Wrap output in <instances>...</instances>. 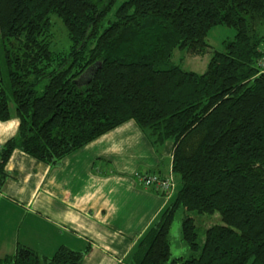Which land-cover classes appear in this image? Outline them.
I'll list each match as a JSON object with an SVG mask.
<instances>
[{"label":"trees","instance_id":"1","mask_svg":"<svg viewBox=\"0 0 264 264\" xmlns=\"http://www.w3.org/2000/svg\"><path fill=\"white\" fill-rule=\"evenodd\" d=\"M116 2L0 0V122L18 121L0 145V192L15 151L56 166L133 121L154 147L171 145L180 188L130 263L264 264V0H126L110 15ZM54 19L69 43L61 51ZM218 26L235 34L203 74L172 61L176 50L206 54ZM179 211L194 255L171 260ZM215 213L222 225L201 240L193 214ZM87 252L42 257L18 245L0 264H82Z\"/></svg>","mask_w":264,"mask_h":264},{"label":"crops","instance_id":"2","mask_svg":"<svg viewBox=\"0 0 264 264\" xmlns=\"http://www.w3.org/2000/svg\"><path fill=\"white\" fill-rule=\"evenodd\" d=\"M17 130L14 117L0 122V145ZM171 168V145L154 147L133 121L56 166L15 151L0 192V259L18 245L42 257L64 246L88 251L82 264H126L170 201L145 189L140 176L167 177Z\"/></svg>","mask_w":264,"mask_h":264},{"label":"rangeland","instance_id":"3","mask_svg":"<svg viewBox=\"0 0 264 264\" xmlns=\"http://www.w3.org/2000/svg\"><path fill=\"white\" fill-rule=\"evenodd\" d=\"M126 0H117L112 12ZM55 18V17H53ZM55 28L53 29L54 34V41L55 44L52 46L54 51H61L64 48L68 47L69 43L66 37V33L56 19H54ZM234 30L225 26H218L211 29L206 37V42L210 46L208 52L201 56H191L186 51L183 50H176L173 55L172 61L179 65L181 69L185 72H193L196 74H203L208 66L209 60L211 58L212 52L217 51L220 52L223 50V43L226 41H231L234 37ZM10 110L14 113V104L10 103ZM174 185L176 187V193L178 192L180 185L179 179L175 175H173ZM194 223L196 226L197 234L199 235L200 239L203 240L204 232L216 225H222L220 217L218 214H193ZM183 219V213L179 211L173 221V224L170 228L169 232V245H170V253H171V260L176 258H183L188 259L193 253L188 249L187 245L183 242L181 237V222ZM126 264H131L130 261ZM166 264H171L170 261Z\"/></svg>","mask_w":264,"mask_h":264},{"label":"built area","instance_id":"4","mask_svg":"<svg viewBox=\"0 0 264 264\" xmlns=\"http://www.w3.org/2000/svg\"><path fill=\"white\" fill-rule=\"evenodd\" d=\"M258 66L261 71L264 72V57L260 60ZM173 180L172 174L167 177H160L153 174H142L140 176L141 184L145 189L151 190L157 195L167 198L170 197L175 190Z\"/></svg>","mask_w":264,"mask_h":264}]
</instances>
